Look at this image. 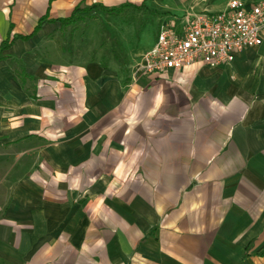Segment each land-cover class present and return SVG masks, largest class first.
<instances>
[{"label": "crops", "instance_id": "0c3cea01", "mask_svg": "<svg viewBox=\"0 0 264 264\" xmlns=\"http://www.w3.org/2000/svg\"><path fill=\"white\" fill-rule=\"evenodd\" d=\"M148 1L0 0V264H264V41L135 76L58 40L79 4Z\"/></svg>", "mask_w": 264, "mask_h": 264}, {"label": "built area", "instance_id": "2783aa9c", "mask_svg": "<svg viewBox=\"0 0 264 264\" xmlns=\"http://www.w3.org/2000/svg\"><path fill=\"white\" fill-rule=\"evenodd\" d=\"M264 41V0H229L219 11L188 10L179 22L159 26L153 46L135 65V76L196 65L219 67Z\"/></svg>", "mask_w": 264, "mask_h": 264}, {"label": "rangeland", "instance_id": "374dc122", "mask_svg": "<svg viewBox=\"0 0 264 264\" xmlns=\"http://www.w3.org/2000/svg\"><path fill=\"white\" fill-rule=\"evenodd\" d=\"M190 1L149 0L143 11L129 9L125 14L117 18L116 16L107 18L106 15L101 14L102 17L85 19L79 23L77 30L73 34V39L72 37L63 38V36H60L58 40L64 46L69 45L71 50L75 49L77 44L78 46L81 45V42L84 41L86 45L89 44L86 49L95 53V58L102 59L104 62H117L123 73H128L130 70L134 72L135 65L140 60L141 55L153 46L162 21L180 15L182 12L179 8L184 5L185 9ZM215 1L221 7L223 6L222 2H228V0H212V2ZM243 1L257 2L261 0ZM219 8L211 11H219ZM195 10L200 11L201 8ZM182 17L183 15L179 18ZM71 31L66 30L64 36H70ZM84 43L83 45H85ZM116 56L120 62L116 61ZM139 75L148 76L149 74L140 73Z\"/></svg>", "mask_w": 264, "mask_h": 264}, {"label": "trees", "instance_id": "16d2710c", "mask_svg": "<svg viewBox=\"0 0 264 264\" xmlns=\"http://www.w3.org/2000/svg\"><path fill=\"white\" fill-rule=\"evenodd\" d=\"M52 1L53 0H51V2ZM142 6H144V3H142L140 6H137L135 4L126 2L120 4L119 6H111V7L105 6L102 3H93L91 5L79 4L74 8L72 14L69 17L57 19L56 21H59L62 27H67L70 25H74L78 22L84 21L85 19H97L98 13H104L106 15H111V16H119L122 12H124L128 8L140 9ZM47 21H48V15L46 14L40 18L35 29L29 35L16 34L11 39L9 37L5 41H3L1 44V52L8 50L12 46L15 39L29 40L32 37H34L41 30V28ZM0 58L9 59L10 57L0 54ZM116 59H117L116 61L120 62L117 56ZM22 72L23 73L25 72L24 68H21L20 74Z\"/></svg>", "mask_w": 264, "mask_h": 264}]
</instances>
